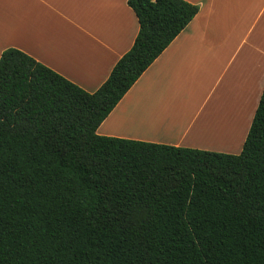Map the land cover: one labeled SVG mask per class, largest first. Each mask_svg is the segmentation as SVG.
Instances as JSON below:
<instances>
[{"label":"trees","instance_id":"obj_1","mask_svg":"<svg viewBox=\"0 0 264 264\" xmlns=\"http://www.w3.org/2000/svg\"><path fill=\"white\" fill-rule=\"evenodd\" d=\"M127 5L137 35L93 93L0 55V264H264V87L238 155L96 134L198 12Z\"/></svg>","mask_w":264,"mask_h":264},{"label":"crops","instance_id":"obj_2","mask_svg":"<svg viewBox=\"0 0 264 264\" xmlns=\"http://www.w3.org/2000/svg\"><path fill=\"white\" fill-rule=\"evenodd\" d=\"M184 1L197 14L96 134L238 155L264 87V0ZM137 32L127 0H0V55L17 49L88 93Z\"/></svg>","mask_w":264,"mask_h":264}]
</instances>
